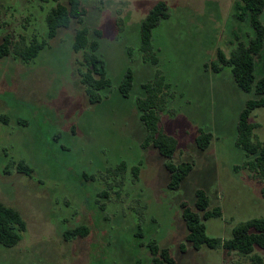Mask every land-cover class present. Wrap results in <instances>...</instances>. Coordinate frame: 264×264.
<instances>
[{"label":"rangeland","instance_id":"1","mask_svg":"<svg viewBox=\"0 0 264 264\" xmlns=\"http://www.w3.org/2000/svg\"><path fill=\"white\" fill-rule=\"evenodd\" d=\"M158 1L166 2L169 18L151 31L145 59L140 25ZM235 1L81 0L82 21L49 40L46 18L55 1L0 0V42L6 35L12 41L10 55L0 59V202L26 223L17 246L0 245V264H153L149 242L168 248L177 264L264 259L260 249L247 256L221 247L192 249L181 217L180 205L193 206L203 189L208 210L220 209L205 222L211 238L228 240L239 224L264 218V178L242 168L246 156L235 145L250 95L234 84L229 68L216 73L210 64L218 49L230 54L235 35L245 44L253 37L248 22L233 17ZM260 21L264 25V11ZM81 29L88 45L74 53V33ZM43 40L46 46L28 63L14 52ZM93 41L109 86L89 104L80 73ZM255 61L256 76H264V48ZM127 72L132 86L124 97L119 88ZM158 74L164 81L159 128L177 141L172 162L193 165L177 190L167 188L164 159L144 145L135 104ZM250 122L263 141L264 107ZM202 133L212 136L205 150L196 144ZM20 161L30 176L15 170ZM80 227L85 236L65 239Z\"/></svg>","mask_w":264,"mask_h":264},{"label":"trees","instance_id":"2","mask_svg":"<svg viewBox=\"0 0 264 264\" xmlns=\"http://www.w3.org/2000/svg\"><path fill=\"white\" fill-rule=\"evenodd\" d=\"M56 6L50 11L46 18L47 38L53 39L61 29H67L71 23L82 21L85 10L81 7V0H67L66 6L53 0ZM264 11V0H236L233 5V17L239 22L247 21L253 30V37L247 44L238 40L235 48L227 56L218 49L215 60L212 61L211 68L214 72H220L223 67L229 68L234 84L244 93L250 95L245 105L239 113L237 122V135L235 145L244 151L246 160L242 165L243 169H248L264 178V140L258 141L254 131L257 127L250 122L251 114L259 108L264 107V76L257 77L255 74L256 57L264 48V25L260 21V15ZM169 18L168 7L165 1L156 2L149 10L147 16L140 25V49L145 54L146 59L151 53V31L156 28L161 20ZM236 34V33H235ZM85 29L76 30L72 49L78 53L88 45ZM12 41L6 35L0 42V59L10 55ZM46 46L45 40L34 41L26 47H15V54L25 63L35 59L38 53ZM98 44L93 41L89 44L90 52L84 53L83 62L85 72L80 73V83L84 88V93L89 104L98 103L101 100L99 92L109 86V81L105 76L104 65L95 55ZM148 59V58H147ZM152 63L156 64L157 59L152 58ZM163 78L158 74L151 83H146L142 87L145 90V97L136 100V107L139 112L140 121L146 129V139L144 145L152 144L161 158L164 159V167L168 173L167 188L177 190L182 182L192 171V163L182 162L174 164L172 158L177 149V141L162 132L159 128V106L160 93L163 85ZM132 86V77L127 72L119 91L126 97ZM168 87V85H165ZM210 133H202L196 137V144L199 149L208 148L211 141ZM15 170L18 173L30 176L32 170L24 162L16 164ZM137 172V169H134ZM181 217L186 229L185 243L194 250L202 248L217 249L221 247L225 252H236L240 255H250L255 249L264 251V218H253L236 226L231 233V238L221 241L219 238H211L206 234L205 222L211 218L220 216V209L208 210L209 199L206 191L198 189L195 192L193 206L185 203L181 205ZM26 230V223L21 214L9 206L0 202V245L10 249L18 245L22 239V234ZM87 234L86 228L80 227L64 233L65 239L82 237ZM148 249L152 256L153 264H177L168 248L158 247L155 243L149 242ZM182 249L183 245L180 246ZM249 264H264V259L257 255H252Z\"/></svg>","mask_w":264,"mask_h":264}]
</instances>
